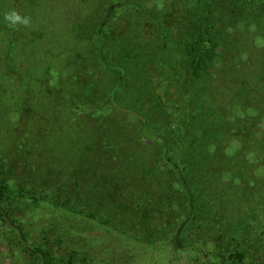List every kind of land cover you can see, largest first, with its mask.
I'll return each mask as SVG.
<instances>
[{
	"label": "rangeland",
	"instance_id": "obj_1",
	"mask_svg": "<svg viewBox=\"0 0 264 264\" xmlns=\"http://www.w3.org/2000/svg\"><path fill=\"white\" fill-rule=\"evenodd\" d=\"M205 1L193 2L195 16ZM256 1L211 0L218 44L203 36L215 56L196 78L187 52L198 18L188 24L186 1L117 9L114 0H0V183L8 185L0 264H43L41 253L47 264H227L236 250L264 264V10ZM108 8L101 55L93 28ZM13 11L29 23L6 20ZM143 122L152 137L142 136ZM161 152L208 162L219 184L191 225L184 205L158 214V225L141 211L165 204L162 192L180 198L181 175ZM188 177L193 187L202 181L197 169ZM75 186L90 203L82 215L75 203L54 202ZM215 194L228 201L217 212L207 204ZM175 236L196 246L187 255Z\"/></svg>",
	"mask_w": 264,
	"mask_h": 264
},
{
	"label": "trees",
	"instance_id": "obj_2",
	"mask_svg": "<svg viewBox=\"0 0 264 264\" xmlns=\"http://www.w3.org/2000/svg\"><path fill=\"white\" fill-rule=\"evenodd\" d=\"M114 1H115V3H113V4L111 3L110 7L113 8V6H116L117 9H122V8H124V6L130 5L131 0H114ZM175 1H177V0H175ZM180 1L182 2V4H184L185 1L187 2V3H185V5L187 7L186 18L188 20V24H190V23L192 24L193 21L198 18L197 22L194 25L195 31L192 35L194 38L188 46L189 49H188L187 54L189 55V62H188L189 67H187V71L191 68L192 74L194 75L193 77L200 78L201 77L200 75L203 72V70L205 69V67L207 68V66H206L207 63L211 62V60L215 56L213 53L214 48L212 50L210 45H209L206 47V49H204L202 47V44H201L202 39H204L203 36L205 34L210 36L207 40L208 43L212 44L214 42L212 40L213 31L211 30V28L214 25V21H215L214 20L213 22H211L215 16V15H213L214 5L212 4L211 0H206L204 3H201L200 4L201 5V11L203 14V17L201 18L200 14L195 16L196 14H194V12L192 11L193 9H196L195 7H193L195 0L194 1L193 0H179V2ZM236 1H238V0H232L231 3L235 2V4H236ZM255 4H254L255 10H257V9H263L264 10V3L263 2L259 3V0H257L255 2ZM251 7L253 8V6H251ZM181 11L182 10H180V12ZM113 12L114 11H111L110 8H108L106 10V16L101 18L100 21L97 24H95L94 28H93L94 35L98 39L99 53L101 55H103L104 49H105V47L108 43V40H109V34L110 33H109V29L107 27L109 26ZM83 15H86V12H84ZM192 17H195V18H192ZM79 19L80 18H78V22H77L75 28L80 26L79 23H81V22ZM217 44L218 43L214 42L215 46H217ZM231 54H232V52H231ZM105 63L108 65L107 62H105ZM8 64H9V66L12 65L11 62H8ZM118 69L120 71L121 78H122L123 75H125V69L123 68V66H119ZM244 83H246L245 80H244ZM118 84H119L118 87H120L121 84L120 83H118ZM113 91H116V89H114ZM91 101H93V99H91ZM110 102L116 108L118 107V105H116V103H115L116 100L113 98V96L110 98ZM248 107L249 106H247L246 108H248ZM140 131H141V134L144 138L152 137V135H153L152 134L153 132L150 130L148 122H145V123L143 122V125L141 124ZM207 147H210V146H207ZM202 153L206 155L205 158L208 157V155L205 153V149L202 151ZM216 154H217V152H216ZM161 155L164 156V158H166V161L163 163L169 164V167L171 169H175V170L179 171L178 175H181V183L176 185V188L178 189V191L176 193H179L180 198H179V200L177 199L176 202H173L172 199L167 197L165 192H162L161 195L164 197L163 200L165 199L164 200L165 204H162L160 206H155V208L154 207L150 208L149 207L150 205L146 204L144 206V208H143V206H141V211L149 210L150 215H155L154 216L155 217V225H158V223L160 221L158 214L168 215V213L171 214V212H173V211H174V213H176V211L181 213L184 210L185 211L184 216L186 217L184 225H186V224L191 225L192 224L191 220L194 217H196V219H197V216L199 215L198 214L200 212L199 205L203 204V202L208 200L205 197L206 193L207 192H214V189H212V188L213 187L218 188L219 184L212 181L213 177L210 176V172H207V169L209 167L208 162L204 163V166H203L201 163H199L200 161L192 162V161H189L190 160L189 158H186L187 160H182L181 163H178V162L171 161V158H168V156H166L165 152H161ZM218 155H221L223 157L222 161H224L226 159L224 153L221 154L219 152ZM215 164H216V162H215ZM195 165H197L198 167H196ZM196 169L201 174L202 181L200 183H198V186L193 187V185L190 184V179H188L189 178L188 175L190 173H192L193 171H196ZM174 173H175V171H174ZM217 178L218 177L214 178L215 181H217ZM223 178H225V176L224 177L221 176L220 179L223 180ZM235 180H237V179H235ZM239 185L240 184L237 181L236 186L238 187ZM201 187H204V188L201 189ZM7 188H8V185H6L2 182L0 183V218L6 217V212L2 209V201L5 197V193H6ZM163 190H165V189H163ZM78 193H79L78 187L75 186V187H73L71 194H66V195H64L65 197L62 196L63 194L58 195L55 197L54 202H56L57 206L59 205L62 208L66 207V206H70L71 203L72 204L75 203L71 207L72 211L76 214L82 215L84 213V211L87 210V206L90 205V203L89 202H88V204L83 203L82 202L84 200V199H82L83 196L81 195L80 199H79L77 197L79 195ZM227 194H230V193H227ZM214 196L217 197L216 194ZM61 197L62 198L64 197V198L62 200H59L58 198H61ZM237 197L241 200L239 203L241 206L246 204V203H249L248 202L249 200L247 198H241V196H237ZM76 198H78V199H76ZM219 200L220 199H218V197H217V198H214V199L208 201L207 204L212 207L211 208L212 210L217 212L219 209H222V206L219 204ZM225 200H224V203H223V200H220V202L227 207L228 201L226 202ZM228 200H230V198H228ZM80 201L82 202V204L80 203ZM181 205H184L183 210L179 209V208H181ZM83 206H85V209ZM109 206H111V205H109ZM131 209H133V211H134L133 205L131 206ZM210 210H208V211H210ZM149 211H147V212H149ZM124 212H125V218H127V213L125 210H124ZM128 213L132 214L130 212H128ZM182 233H183V230H180L179 234H182ZM172 241H173L174 246L176 248H178L179 250L184 249L187 255H188L190 248H193L196 246V244H190V245L185 246L184 242H182V240L181 241L177 240V236H175ZM197 244H200V243L198 242ZM25 245H26V242H25L24 246ZM40 255L42 257L43 264H47L45 254L41 253ZM229 259L231 260V262H229L227 264H249L248 259L246 257V254L244 253V250L243 251L236 250L234 253L229 255Z\"/></svg>",
	"mask_w": 264,
	"mask_h": 264
},
{
	"label": "clouds",
	"instance_id": "obj_3",
	"mask_svg": "<svg viewBox=\"0 0 264 264\" xmlns=\"http://www.w3.org/2000/svg\"><path fill=\"white\" fill-rule=\"evenodd\" d=\"M5 19L9 20L13 23L20 22V23H23L25 25H27L29 23L28 18H22L19 14H17L14 11L9 13V14H6Z\"/></svg>",
	"mask_w": 264,
	"mask_h": 264
}]
</instances>
